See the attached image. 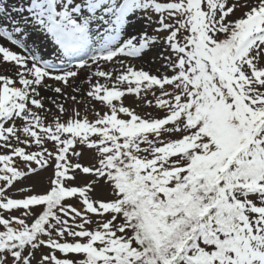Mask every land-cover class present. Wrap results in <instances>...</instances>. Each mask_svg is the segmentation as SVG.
I'll return each instance as SVG.
<instances>
[{
  "label": "snow or ice",
  "instance_id": "6c2138e0",
  "mask_svg": "<svg viewBox=\"0 0 264 264\" xmlns=\"http://www.w3.org/2000/svg\"><path fill=\"white\" fill-rule=\"evenodd\" d=\"M7 2L0 264H264V0Z\"/></svg>",
  "mask_w": 264,
  "mask_h": 264
},
{
  "label": "rangeland",
  "instance_id": "374dc122",
  "mask_svg": "<svg viewBox=\"0 0 264 264\" xmlns=\"http://www.w3.org/2000/svg\"><path fill=\"white\" fill-rule=\"evenodd\" d=\"M18 0H8L6 6H11L12 4L17 3ZM3 38H0V40H2ZM6 42V41H5ZM18 50V49H16ZM137 64H139V61H137ZM145 65H146V70H148L149 68H151L152 70H155L156 67H158V64L152 62V61H145ZM4 68H9L10 69V65H4ZM3 69L0 68V71H2ZM84 88H87V84H83ZM48 94V93H45ZM124 104L127 106H134L136 107L138 112L141 113H146V112H152L153 114H156V110L154 108H148V107H141L137 105V101L136 98L133 97L132 95H126L124 98ZM94 105V106H93ZM80 107V111H81V115H85L87 114L89 119H95V112L96 111H106V108H104L102 105H100L99 103L93 101L90 104H82L79 106ZM85 108H87V112L85 113ZM44 177H46L48 175L47 172L42 174Z\"/></svg>",
  "mask_w": 264,
  "mask_h": 264
}]
</instances>
